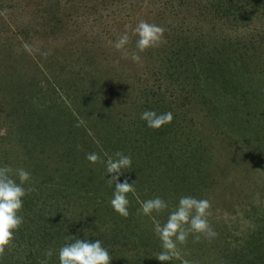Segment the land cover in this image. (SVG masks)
<instances>
[{
  "label": "rangeland",
  "instance_id": "374dc122",
  "mask_svg": "<svg viewBox=\"0 0 264 264\" xmlns=\"http://www.w3.org/2000/svg\"><path fill=\"white\" fill-rule=\"evenodd\" d=\"M141 20L165 29L144 52ZM145 110L173 119L152 130ZM116 151L132 157L127 218L86 160ZM0 164L33 189L0 264L48 249L58 264L70 237L100 240L111 264H159L155 225L183 195L209 200L217 235L189 236L168 264H264V0H0ZM155 196L169 209L139 214Z\"/></svg>",
  "mask_w": 264,
  "mask_h": 264
},
{
  "label": "clouds",
  "instance_id": "9594fccd",
  "mask_svg": "<svg viewBox=\"0 0 264 264\" xmlns=\"http://www.w3.org/2000/svg\"><path fill=\"white\" fill-rule=\"evenodd\" d=\"M165 29L157 24L141 20L133 29L136 36L135 47L139 52L149 48L158 47L164 42ZM129 43V36L125 33L117 39L113 46L117 50L124 49ZM133 59L138 60L139 56L133 54ZM173 119L172 112L158 113L155 110H145L140 114V120L145 126L152 130H159L161 127L170 124ZM101 155L91 152L86 155V160L91 164L99 162L104 166V180L114 186L109 206L113 212L120 217L129 216V193H134V183L127 179L121 181V177L127 173L125 170L132 165L131 155L116 151L112 155L107 153ZM106 176L108 179H106ZM30 180L29 171L24 168H13L11 165L0 164V257H3L7 248L14 240L15 232L23 224V216L20 212L23 208V198L33 189L24 185ZM139 214L153 217L169 209V204L160 196L151 199L138 201ZM211 204L207 199H198L195 196L183 195L179 197L174 208L168 211L167 219L157 222L155 235L160 241L161 251L156 254L155 259L159 264H168L174 257H179L178 245L187 242L189 236L195 242L201 237L205 239L214 238L217 233L209 223L208 217ZM71 242L59 248L58 264H111L112 258L108 249L102 246L98 239H78L70 237ZM53 256V250L48 249L43 254L39 264H48ZM183 264H189L187 260Z\"/></svg>",
  "mask_w": 264,
  "mask_h": 264
}]
</instances>
